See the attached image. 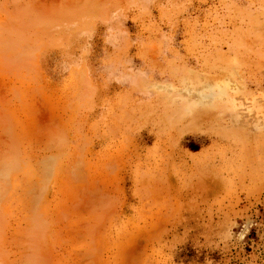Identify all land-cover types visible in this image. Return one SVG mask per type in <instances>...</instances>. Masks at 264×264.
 I'll use <instances>...</instances> for the list:
<instances>
[{
    "label": "rangeland",
    "instance_id": "obj_1",
    "mask_svg": "<svg viewBox=\"0 0 264 264\" xmlns=\"http://www.w3.org/2000/svg\"><path fill=\"white\" fill-rule=\"evenodd\" d=\"M0 264H264V0H0Z\"/></svg>",
    "mask_w": 264,
    "mask_h": 264
}]
</instances>
